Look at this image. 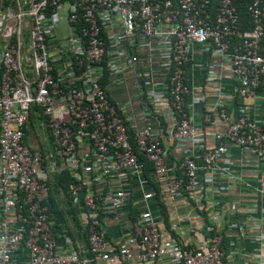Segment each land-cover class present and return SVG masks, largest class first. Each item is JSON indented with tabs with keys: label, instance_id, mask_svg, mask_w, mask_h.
Instances as JSON below:
<instances>
[{
	"label": "built area",
	"instance_id": "2783aa9c",
	"mask_svg": "<svg viewBox=\"0 0 264 264\" xmlns=\"http://www.w3.org/2000/svg\"><path fill=\"white\" fill-rule=\"evenodd\" d=\"M247 12L252 26L234 0H0V264H229L226 243L264 220L250 206L229 240L210 208L243 180L225 144L249 150L244 185L264 202V0ZM64 172L60 222L49 182ZM179 195L213 216L191 238L153 213Z\"/></svg>",
	"mask_w": 264,
	"mask_h": 264
},
{
	"label": "crops",
	"instance_id": "0c3cea01",
	"mask_svg": "<svg viewBox=\"0 0 264 264\" xmlns=\"http://www.w3.org/2000/svg\"><path fill=\"white\" fill-rule=\"evenodd\" d=\"M194 55L195 60L196 58L200 59L202 56ZM196 62V61H195ZM192 74L194 77V80L197 82H203V73L199 68H195L192 70ZM228 83L230 84V79H227ZM128 86V85H126ZM126 86H121L119 89L121 90H114L112 93H114V96L119 99H125L127 96V93L123 90V88H128ZM131 87V85L129 86ZM132 88V87H131ZM131 93V92H130ZM129 93V94H130ZM196 112H198V116L200 115V109L197 106L195 108ZM167 112L166 110H163L162 113ZM226 152L229 153V158L231 161V169L235 174H238L243 178L242 181H240L239 185L234 188L233 190H229L227 193H222L216 198L219 201V204L216 205V207H210L214 210L213 216L218 215L219 217V223L218 228L221 230L226 231V235L230 236V239H233L234 235H238L237 229H227V224L229 222H238V221H250V214L248 211V208L253 205L258 207V212L261 208H264V202L261 200L260 196H257L254 192H252L251 189H248L244 185V180H250L252 182L255 181L254 175L256 173V169L254 168V158H252L249 150L244 148H238L236 146L225 144ZM180 148H176L173 151H171L170 158L171 159H177L180 155ZM222 160H220L221 162ZM220 184L227 187V184L229 181L228 178H221ZM238 183V181H237ZM157 203V206L153 205V213L154 215L163 217V211L162 206L163 204L159 202ZM60 204V203H59ZM166 207V214L167 217H163L164 221L167 226H170L174 232H177L180 229L187 230L183 236L185 238H191L192 236L198 234V231L194 229L193 231L190 230L189 222L191 220H194L196 223H198V219L201 218L202 214L196 206H194L193 202L189 201L187 196L185 195H179L173 198L172 201L166 202L164 204ZM220 210L217 211V209ZM252 207V208H253ZM71 209V208H69ZM73 210V209H72ZM74 211V210H73ZM210 214V213H209ZM260 215V214H259ZM212 216V217H213ZM208 218V221L212 219ZM206 218L203 215V220ZM194 222V223H195ZM192 221V224H194ZM176 227V228H175ZM197 227V226H195ZM194 227V228H195ZM178 229V230H177ZM72 231H74V228H72ZM107 234L109 235V240L111 241H117L118 239V229L114 224H111L109 228L106 230ZM246 232V234H245ZM244 235L242 237L237 236V239H235V245L234 247L230 246L226 243L225 248L227 253L231 251L230 249H235L236 255L231 254L230 258H228L229 264L232 262L235 264H254L258 263L259 259H264V238L260 239L258 237L259 234L264 235V220L261 221L260 227L258 229H250L248 231H244ZM77 238V237H76ZM57 243L60 245L63 244V241L60 238L56 239ZM262 247V250L259 251V247ZM243 253V254H240ZM246 253L247 255H244ZM19 258L23 259V254L19 255ZM227 261V262H228Z\"/></svg>",
	"mask_w": 264,
	"mask_h": 264
},
{
	"label": "trees",
	"instance_id": "16d2710c",
	"mask_svg": "<svg viewBox=\"0 0 264 264\" xmlns=\"http://www.w3.org/2000/svg\"><path fill=\"white\" fill-rule=\"evenodd\" d=\"M234 3L236 4V7L238 9V12H239V15H240V21L242 22V26H252L251 24V21H250V16L247 12V4H248V0H234ZM236 102H239L238 100H236ZM32 119H36L35 116L32 114L31 115V118H30V123L32 124ZM28 134L27 132V128L25 129V136ZM150 165L151 163L148 162V161H145V172L147 171L148 172V169L150 168ZM69 180V176L67 175L66 172H64L61 176H56V179L53 180V181H50L49 184H50V197H49V202H50V211L54 214V218H56L57 221H62L64 220V210L61 209L59 207V202L56 200V197L58 196L57 193H58V190L57 188L58 187H63L65 189V186L66 183L68 182ZM153 188L156 189V186H154L153 184ZM187 196V195H186ZM159 200H160V197L156 196ZM191 201V200H189ZM192 202V201H191ZM159 203H161L159 201ZM166 206L163 204L162 206V213H163V217H167V214H166ZM220 210V207L219 209H217V211ZM68 212H70L72 214L73 217H75V222L78 223V220L76 219V216L74 215V212L71 209H67ZM202 215H204V217L206 218L205 220L208 222V218L210 216V214L208 213V211L206 212H203ZM167 221V220H165ZM210 221V220H209ZM56 226V225H55ZM57 228H59V226H56ZM223 231V230H222ZM226 236H224L225 238Z\"/></svg>",
	"mask_w": 264,
	"mask_h": 264
},
{
	"label": "rangeland",
	"instance_id": "374dc122",
	"mask_svg": "<svg viewBox=\"0 0 264 264\" xmlns=\"http://www.w3.org/2000/svg\"><path fill=\"white\" fill-rule=\"evenodd\" d=\"M26 142L32 149H39L40 146L45 147L48 141V135L42 128L37 119H32V124H27Z\"/></svg>",
	"mask_w": 264,
	"mask_h": 264
}]
</instances>
